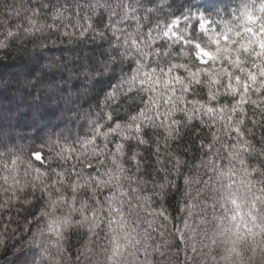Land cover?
Returning <instances> with one entry per match:
<instances>
[{
    "label": "snow or ice",
    "instance_id": "snow-or-ice-1",
    "mask_svg": "<svg viewBox=\"0 0 264 264\" xmlns=\"http://www.w3.org/2000/svg\"><path fill=\"white\" fill-rule=\"evenodd\" d=\"M147 2L72 0L69 5L68 0H35L38 6H29L28 0H20L0 14V50L20 52L31 42L25 54L39 68L38 86L0 77V146L11 145L17 123L27 115L38 132L47 127L41 122L45 113L70 121L78 114L80 99L104 87L105 80L116 81L105 101L127 102L123 116L116 109L97 112L92 136L81 141L79 150L61 147L59 136L38 146L43 150L47 145L49 161H67L74 153L77 164L71 168L42 170L19 156L11 160V168L3 165L13 195L0 210L18 198L17 191L24 192V211L31 217L24 221L27 239L13 253H31L20 264H264V5L259 9V39L240 43L230 35L231 25L207 35L204 13L213 5L204 0H184L179 6L175 0H160L173 19L145 32L142 21L149 17L138 13L161 11L145 8ZM247 17L253 21L252 13ZM191 21L195 23L189 27ZM181 22L183 29L177 27ZM196 25L207 44L216 47L204 51L196 42L195 56H207L211 65L169 60L161 66V55H171L161 49L171 45L157 41L172 36L191 45L200 40ZM245 32L253 28L246 26ZM86 44L99 47L87 51ZM177 69L187 75H173ZM196 88L206 89L207 98H195L201 96ZM245 105L253 106L251 115ZM104 116L107 120L100 124ZM197 127H207L210 139H200L202 155L189 164L173 145ZM97 137L103 139L101 145ZM34 156L40 161L41 151ZM185 167L195 168L196 174H185ZM194 185L195 196L189 191ZM29 188L30 193L25 191ZM175 193L180 196L170 204ZM194 215L199 217L196 227L190 223ZM5 235L0 233L2 247L8 246ZM73 238L78 244L74 252ZM156 255L160 259L154 260Z\"/></svg>",
    "mask_w": 264,
    "mask_h": 264
},
{
    "label": "trees",
    "instance_id": "trees-1",
    "mask_svg": "<svg viewBox=\"0 0 264 264\" xmlns=\"http://www.w3.org/2000/svg\"><path fill=\"white\" fill-rule=\"evenodd\" d=\"M54 2V0H53ZM82 4H86L89 0H80ZM114 2V0H113ZM200 0H193V3H199ZM204 2L213 5L212 8H209L204 14L208 17V21L205 25L206 29L210 31L207 35H211L212 31L216 33L221 32L224 29L225 25H231L233 28V32L230 34L236 41L240 43H246L249 39L258 40L259 39V23L261 13L259 11L261 5H264V0H204ZM19 4L20 0H0V14L6 13L8 7L13 4ZM69 5H71L72 0H68ZM184 3V0H175V4L177 6ZM29 6H38L35 3V0H28ZM145 8H159L161 11L158 13H147L145 11H140L138 15L145 16L147 15L149 19L147 21H142L144 24L143 30L147 32L150 27H154V25L159 22L161 26L165 22H170L173 17L169 15L167 7L164 4L160 3V0H148L145 4ZM193 12H196L197 9H192ZM200 12H204V9H199ZM247 13L253 14V21L249 22ZM15 19L11 21V23H15ZM49 22H51L49 20ZM104 22L107 23V15L104 17ZM195 21H191V24H194ZM253 28L252 33H246L245 27ZM179 29L184 28L183 22L177 26ZM99 30V27H98ZM239 31L241 36H235V32ZM196 35L200 37V40H193L191 45L185 44L183 41H178L176 37H166L163 40H158V45H166L170 44L171 48L169 49L167 46L161 49L163 52H171V55L165 57L161 55L159 58L161 61V66L166 67L169 60L172 63H189V64H199L202 68H207L211 65V61L207 56H202L201 59H197L195 56V43L201 42L204 51H213L215 49V45L207 44V36L206 34L199 29V26L196 25L194 29ZM193 31H189L187 35L191 38L193 36ZM110 35V33H109ZM243 37V39H241ZM53 39H57V36H53ZM223 39V38H222ZM65 44L67 38H64ZM225 43L227 41H224ZM104 47H107L105 42H101ZM239 43L235 44V48H239ZM32 47L31 42L25 43L20 52H17L15 48L11 51L9 49L0 50V55L4 56L3 61H0V77L10 78L16 81L18 84L23 83L25 81H32L38 86V82L35 81V73L39 71L35 65H30L28 62V57L25 54ZM99 47V45L86 44L84 45V49L87 51H91L94 48ZM257 50L258 45H256ZM61 49L56 51H62ZM184 52H188V56L185 57ZM83 55V52H81ZM255 57H253L254 59ZM150 59H156L152 57ZM153 67L156 65L153 64ZM219 66V64L217 65ZM127 70V65H126ZM192 71H195V67L192 68ZM173 75H187L183 69H177L174 71ZM105 86L102 88H98L95 92L83 96L80 101V108L78 110V114L73 117L70 121L68 119H58L56 115H52L49 113H45L41 117L42 123H47V127H44L41 131H37L36 128L33 127V120L30 115H27L25 119L20 120L13 133V138L11 141V145L7 148L0 146V204H4V202L13 195V191L11 189L12 180L9 171L4 169V164H8L9 168H11V160L15 159L19 156L22 160H31L35 167H39L42 170H51V168H55L57 171H60L61 168H71L73 164H77V160L75 158V154L72 153V159L67 161L59 160V158L53 159L49 161L47 145L45 144L43 150H41L38 146L44 143V140L47 137H51L53 140H56L57 137H61L59 140V144L61 147L70 146L72 149L79 150L81 149V141H84L92 136V120H97V112H109L114 109L118 110L121 116L125 111V106L127 104L126 101H117V102H106L105 101V93L112 90V87L115 86L116 81H108L105 80ZM111 85V86H108ZM76 87L79 88V84H76ZM196 91L201 93V96H197L195 98L199 99L203 97L206 99V89L196 88ZM144 98L147 99V94H144ZM188 98L192 99V93H188ZM255 98V97H253ZM231 98H229V101ZM111 104V107L108 105ZM136 104H139V101H136ZM135 107V105H133ZM246 110L251 115V108L253 106L245 105ZM71 115V114H69ZM179 118V114H178ZM107 117L104 116L103 119H99L100 124H105ZM111 123V122H109ZM198 121H193L194 126H198ZM107 128H103L102 131H106ZM214 130V129H213ZM210 130L207 127H197L196 132H192L189 130L181 140L177 141L173 147L180 152L185 160L189 164L198 163L202 152L200 149V139H210L209 136ZM259 136L260 130H256V146L259 147ZM199 137V139H198ZM66 138V139H65ZM97 145H101L103 143V139L100 137L96 138ZM111 148L112 146L109 145ZM36 151H41V160L36 161L34 153ZM153 161L155 157H152ZM255 162V161H253ZM51 166V167H50ZM19 179L21 183L24 182V164H20L19 166ZM91 171V169H89ZM185 174H196V169L192 168L191 171L187 167L184 169ZM203 174V173H201ZM8 176L9 179L7 182L3 179V177ZM30 179V177H29ZM204 179H207V176H204ZM181 188L183 189V181H178ZM197 186L194 185L192 189L189 191L192 192V195L195 196V188ZM26 192H31V189H26ZM24 192H16V196L18 198L13 199L8 205L4 207L3 210H0V233L6 232L5 239L7 241V247L0 246V264H20V261L24 260L27 256H30L29 252H22L18 255H13L14 250L19 248L21 244L27 239V233L24 232V221L27 217L29 220L30 216L24 211L23 199ZM207 194H201V198H205ZM180 193H175L173 197L170 199L169 203L174 204L175 200L178 199ZM170 211L173 215H176V211L174 208H171ZM190 223L193 227H196L199 224V217L195 216L190 220ZM168 237V234L165 233V239ZM201 237L199 235L195 236V242L198 247H201ZM207 243V241H204ZM73 252L75 248L78 247L76 239L72 240ZM183 247V245H181ZM205 252L208 251L207 248L203 249ZM173 253L175 249L172 250ZM189 255H192L191 250L189 249ZM140 259H143V255L141 254ZM155 259H160L158 255L153 257ZM181 261L183 260V253L178 257ZM210 264V262H209Z\"/></svg>",
    "mask_w": 264,
    "mask_h": 264
}]
</instances>
